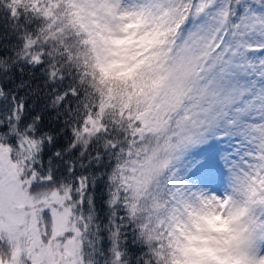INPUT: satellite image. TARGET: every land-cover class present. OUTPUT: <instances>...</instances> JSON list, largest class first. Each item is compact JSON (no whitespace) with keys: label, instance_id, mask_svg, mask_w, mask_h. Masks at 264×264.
I'll return each mask as SVG.
<instances>
[{"label":"snow or ice","instance_id":"obj_1","mask_svg":"<svg viewBox=\"0 0 264 264\" xmlns=\"http://www.w3.org/2000/svg\"><path fill=\"white\" fill-rule=\"evenodd\" d=\"M0 264H264V0H0Z\"/></svg>","mask_w":264,"mask_h":264}]
</instances>
